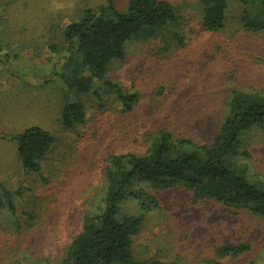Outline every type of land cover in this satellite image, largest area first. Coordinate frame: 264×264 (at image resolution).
Segmentation results:
<instances>
[{"label":"rangeland","instance_id":"374dc122","mask_svg":"<svg viewBox=\"0 0 264 264\" xmlns=\"http://www.w3.org/2000/svg\"><path fill=\"white\" fill-rule=\"evenodd\" d=\"M109 0H0V135L38 126L54 135L43 161V178L22 169L14 139L0 138V184L11 193L0 210V264H62L81 232L86 211L104 208L103 176L109 155L146 153L155 131L168 129L200 144L212 142L232 90H264V34L248 32L229 0L226 27H203L201 0H166L183 21V38L163 35L129 42L107 79L137 92L131 110L113 96L88 104L85 122L62 125L66 89L57 76L63 63L64 31L85 10ZM130 0H113L125 12ZM53 48L58 53L54 54ZM254 170L264 175V133L247 135ZM160 207L148 214L133 238L141 262L264 264V219L215 201H195L175 187L154 192ZM102 211V210H101ZM248 243L238 257L216 249Z\"/></svg>","mask_w":264,"mask_h":264},{"label":"trees","instance_id":"16d2710c","mask_svg":"<svg viewBox=\"0 0 264 264\" xmlns=\"http://www.w3.org/2000/svg\"><path fill=\"white\" fill-rule=\"evenodd\" d=\"M243 28L264 34V0H236ZM203 27L220 32L226 27L229 0H201ZM180 13L166 0H130L120 12L109 0L97 11L85 10L81 19L64 31L63 63L57 72L67 90L62 107V125L72 129L85 122L88 104L113 96L126 110L138 99L107 79L114 60L126 57L127 44L147 42L157 36L183 38L175 30L182 23ZM54 54L57 49L53 48ZM264 133V90L235 89L228 97L225 116L212 142L197 143L177 137L168 129L155 131L145 154L109 155L103 176L104 208L88 210L81 232L69 245L62 264H177L158 259L141 262L132 252L133 238L149 213L159 209L156 191L183 187L195 201L209 200L264 219V175L255 171L247 135ZM14 139L24 171L43 178V161L54 143L49 131L31 126ZM8 201L14 214L11 193L0 184V210ZM251 249L248 243L226 244L216 249L219 258L238 257ZM201 264H222L218 259Z\"/></svg>","mask_w":264,"mask_h":264}]
</instances>
